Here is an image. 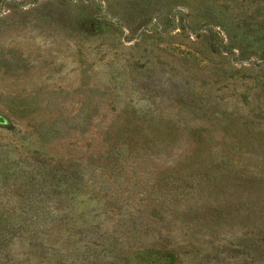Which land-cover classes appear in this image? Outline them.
Returning <instances> with one entry per match:
<instances>
[{
  "label": "rangeland",
  "instance_id": "374dc122",
  "mask_svg": "<svg viewBox=\"0 0 264 264\" xmlns=\"http://www.w3.org/2000/svg\"><path fill=\"white\" fill-rule=\"evenodd\" d=\"M0 264H264V0H0Z\"/></svg>",
  "mask_w": 264,
  "mask_h": 264
}]
</instances>
